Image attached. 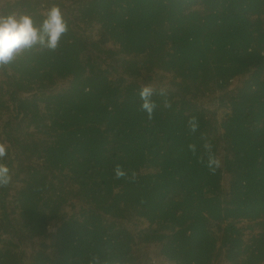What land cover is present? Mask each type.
Instances as JSON below:
<instances>
[{
	"label": "trees",
	"instance_id": "1",
	"mask_svg": "<svg viewBox=\"0 0 264 264\" xmlns=\"http://www.w3.org/2000/svg\"><path fill=\"white\" fill-rule=\"evenodd\" d=\"M53 6L57 48L0 66V264H264V0H6L0 17L39 27Z\"/></svg>",
	"mask_w": 264,
	"mask_h": 264
},
{
	"label": "clouds",
	"instance_id": "2",
	"mask_svg": "<svg viewBox=\"0 0 264 264\" xmlns=\"http://www.w3.org/2000/svg\"><path fill=\"white\" fill-rule=\"evenodd\" d=\"M67 30V23L63 20L57 6L48 10L46 18L39 27L34 26L29 16H22L19 19L15 16L0 17V66L8 64L21 50L31 48L35 44L51 50L56 49L62 34L66 33ZM154 92L155 89L151 85H145L139 91V97L142 101L140 107L147 112L149 118H151L156 107L155 102L151 99ZM190 127L191 131H196L194 122L190 123ZM190 147L194 150V146ZM204 148L209 153L208 167L214 171L213 166L219 167V160L211 154L212 145L210 143H206ZM7 155V145L0 144V187L6 186L11 181L10 169L3 162ZM115 175L117 179L125 175L119 165L115 168ZM155 178H148L147 184L150 186L151 180L152 184H155Z\"/></svg>",
	"mask_w": 264,
	"mask_h": 264
},
{
	"label": "rangeland",
	"instance_id": "3",
	"mask_svg": "<svg viewBox=\"0 0 264 264\" xmlns=\"http://www.w3.org/2000/svg\"><path fill=\"white\" fill-rule=\"evenodd\" d=\"M6 0H0V6H2L3 4H4V2H5ZM95 27V29L98 31V29H99V27H97V26H94ZM97 31H95V30H93V31H91L90 32V34H91V36H96L99 32H97ZM101 40V39H100ZM14 175V174H13ZM21 176H22V172H20V171H18V175H17V178H18V180H20V178H21ZM149 179H151V176L150 175H148L147 176ZM148 181V180H147ZM150 183L152 184V180L150 181ZM226 186H227V183H223V189H225V190H227V188H226ZM141 221H142V223L144 224V226H148L149 225V222H147L144 218H141ZM123 223H124V221H123ZM125 226L127 227L126 229L132 234L133 232H138L139 231V229H137L136 227H135V225L133 224V223H129L128 221L127 222H125ZM51 229V228H50ZM51 230H54L55 231V228L53 227ZM139 248H147V249H149V244H147V243H143L141 246H139L137 249H133V247H132V251H130V253L133 255V254H139ZM162 260V259H161ZM218 264H222V263H218Z\"/></svg>",
	"mask_w": 264,
	"mask_h": 264
}]
</instances>
